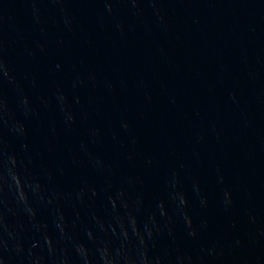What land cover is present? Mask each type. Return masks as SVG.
Instances as JSON below:
<instances>
[{
  "label": "water",
  "instance_id": "obj_1",
  "mask_svg": "<svg viewBox=\"0 0 264 264\" xmlns=\"http://www.w3.org/2000/svg\"><path fill=\"white\" fill-rule=\"evenodd\" d=\"M0 264H264V0H0Z\"/></svg>",
  "mask_w": 264,
  "mask_h": 264
}]
</instances>
